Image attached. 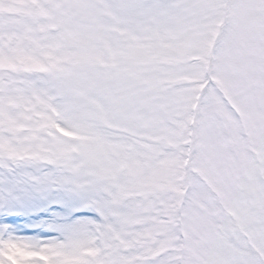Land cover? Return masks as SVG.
Returning a JSON list of instances; mask_svg holds the SVG:
<instances>
[{"label": "snow or ice", "instance_id": "obj_1", "mask_svg": "<svg viewBox=\"0 0 264 264\" xmlns=\"http://www.w3.org/2000/svg\"><path fill=\"white\" fill-rule=\"evenodd\" d=\"M0 264H264V0H0Z\"/></svg>", "mask_w": 264, "mask_h": 264}]
</instances>
